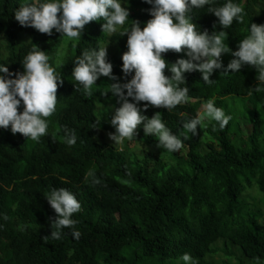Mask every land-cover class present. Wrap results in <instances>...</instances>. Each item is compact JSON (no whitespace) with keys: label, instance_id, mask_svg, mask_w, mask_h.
I'll return each mask as SVG.
<instances>
[{"label":"trees","instance_id":"obj_1","mask_svg":"<svg viewBox=\"0 0 264 264\" xmlns=\"http://www.w3.org/2000/svg\"><path fill=\"white\" fill-rule=\"evenodd\" d=\"M24 2L0 0V63L13 73L23 72L20 61L35 44L50 56L63 83L58 84L56 111L48 118L49 135L38 143L0 128V264H178L184 253L198 264H218L211 257L219 252L229 259L225 264H232L231 259L234 264H264V92L247 94L257 84L255 68L245 65L235 74L216 70L211 85L198 71L186 72L189 103L171 111H144L149 118L156 113L172 134L187 136L182 149L158 147L156 138L138 126L136 140L146 148L139 156L127 141L115 146L102 135L99 102L114 98L101 95L108 78H98L89 94L76 90L71 78L81 51L106 45L113 74L120 82L130 79L121 70L127 34L108 37L103 21L86 24L78 38L42 34L15 20L14 12ZM235 2L248 13L246 20L264 23V0ZM127 7L125 27L131 19L141 27L151 19V5L144 0H128ZM192 20L209 34L222 30L205 9L194 10ZM224 33L236 50L245 25L234 23ZM162 56L169 63L187 58L171 50ZM232 58L222 54L223 65ZM164 72L171 75L167 68ZM209 98L232 119L223 130L205 122L196 135L186 133L181 114L194 116ZM65 130L75 133L74 145L63 143ZM89 171L98 184L85 182ZM61 187L81 203L73 214L80 237L73 239L71 230L64 229L60 240L45 241L57 215L46 195Z\"/></svg>","mask_w":264,"mask_h":264},{"label":"clouds","instance_id":"obj_2","mask_svg":"<svg viewBox=\"0 0 264 264\" xmlns=\"http://www.w3.org/2000/svg\"><path fill=\"white\" fill-rule=\"evenodd\" d=\"M151 19L143 27L139 21H129L128 0H25L14 12V18L22 27H33L42 34L51 36L53 31L61 37L78 38L84 27L91 21H103V34L123 36L127 34V51L122 53V73L131 75L126 82L113 74V65L108 60L107 48L97 46L81 51L73 61L71 72L76 90L86 94L100 77H107L109 86L101 91L105 96L111 93L118 107H114L110 124L115 128L108 133L113 145L122 146L124 141L136 139L137 128L142 126L145 136L155 137L157 146L168 152L182 149V139L172 134L156 113L150 118L144 114L149 107L171 111L178 105L189 103L188 87L185 86V73L198 71L206 84L215 81L210 77L216 70L223 74L238 73L247 65L256 70L257 84L249 88L253 92H264V23H251L246 20L248 13L235 0H144ZM205 9L217 18L222 30L209 34L201 31L193 22L194 10ZM244 24V38L236 46L229 47L223 38L225 29L233 24ZM184 52L185 58L169 63L162 53ZM222 54L233 57L226 67ZM50 56L34 47L22 58L23 72H11L6 63H0V128L9 129L13 134L20 133L27 140L39 142L49 135L48 118L56 111L58 84L63 83L59 71L50 64ZM168 69L171 75H165ZM126 90V91H125ZM131 98V99H130ZM142 103V106L141 105ZM22 105V109L20 106ZM190 117L182 113L183 130L197 133V126L204 129L205 122L212 123L213 130L218 125L223 130L232 119L230 114L215 106L214 98L202 102L200 109ZM95 128V127H93ZM63 143L72 146L76 143L74 132L65 130ZM85 182L98 184L99 179L89 171ZM49 206L57 214L52 224L50 236L43 239L58 241L63 230L70 229L73 239H79L80 232L73 218L81 210V203L75 194L64 188H55L46 195ZM7 220V216H3ZM53 228L55 230H53ZM178 264H198L189 253L180 256Z\"/></svg>","mask_w":264,"mask_h":264},{"label":"rangeland","instance_id":"obj_3","mask_svg":"<svg viewBox=\"0 0 264 264\" xmlns=\"http://www.w3.org/2000/svg\"><path fill=\"white\" fill-rule=\"evenodd\" d=\"M115 42H117V40H115ZM65 44V43H64ZM116 103V100L114 98H107L104 101L99 102V108L100 111L104 114V117H102L103 120V126H104V130L102 131V135L108 138V141L113 143V141H111L109 139L108 133L110 132H114L115 128L110 124V119L111 116L114 113V107ZM127 140H125L124 142H126ZM130 149L132 150L131 152H135L137 155L141 156L143 154V152L146 150V148L139 143L136 139L132 140V141H127ZM185 152V151H184ZM217 246L222 247L223 246V242L219 241L217 242ZM211 259L213 261H216L218 264H225V262H227L229 259L226 257V255H224L222 252H219L217 255L212 256ZM236 259H231L232 264L235 263Z\"/></svg>","mask_w":264,"mask_h":264}]
</instances>
